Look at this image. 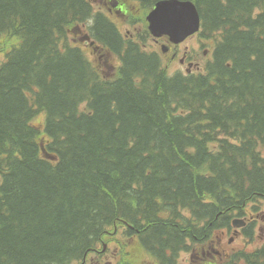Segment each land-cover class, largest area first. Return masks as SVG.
I'll use <instances>...</instances> for the list:
<instances>
[{
    "label": "trees",
    "instance_id": "obj_1",
    "mask_svg": "<svg viewBox=\"0 0 264 264\" xmlns=\"http://www.w3.org/2000/svg\"><path fill=\"white\" fill-rule=\"evenodd\" d=\"M195 2L214 57L170 75L90 0H0V264H80L113 236L175 264L264 202V0ZM89 21L114 78L69 43ZM225 257L264 264V243Z\"/></svg>",
    "mask_w": 264,
    "mask_h": 264
},
{
    "label": "rangeland",
    "instance_id": "obj_2",
    "mask_svg": "<svg viewBox=\"0 0 264 264\" xmlns=\"http://www.w3.org/2000/svg\"><path fill=\"white\" fill-rule=\"evenodd\" d=\"M111 0H91L94 4L96 11H103L108 13L113 20L116 21L120 29L126 35L134 37L138 34L145 33L143 30V23L147 12L141 7L135 6V3L131 1L128 8L124 12H117L116 6L112 5ZM127 12V13H126ZM143 22V23H142ZM88 27L84 25L73 26L70 29L69 43L72 45H80L84 48L88 57L98 66V70L105 78H114L118 72L120 60L119 57L113 54H107L103 49L99 48L95 50L90 47L86 41H82V37L87 33ZM138 38L140 36H137ZM14 41L11 39L5 40V43L12 44ZM145 48L151 47L154 50L162 53V43H167L168 39L164 38L157 43L152 35L147 34V38L144 40ZM177 48V46H176ZM179 55L175 59H171L169 54L163 53V64L167 67L170 74H174L177 71H186V65H182L180 58L183 56H189L187 58L190 61L194 60L200 63V70H202L207 61L212 57L213 42L212 40L204 39L200 35H195L187 39L185 42L178 46ZM3 54L0 52V61ZM32 123L37 126L41 132H44L46 125V115L44 112H37L32 118ZM254 212L252 208H249V213L253 214V217L258 219V230L253 233L251 237L241 236V234H234L232 231L227 235L221 236L219 240L215 237L212 241L214 249H210L209 253L202 257L199 252V247L192 248L188 251H184L177 258L175 264H220L221 259L226 258L223 256V249L231 254H235L238 251L254 250L264 243V202L260 205L255 202ZM119 236V234H117ZM121 239V238H120ZM119 238H111L106 241V249L103 259L98 253L89 255L83 261L82 264H159L155 263V260L147 255L144 251L137 250L132 241ZM219 252H216V251ZM103 260V261H102Z\"/></svg>",
    "mask_w": 264,
    "mask_h": 264
},
{
    "label": "water",
    "instance_id": "obj_3",
    "mask_svg": "<svg viewBox=\"0 0 264 264\" xmlns=\"http://www.w3.org/2000/svg\"><path fill=\"white\" fill-rule=\"evenodd\" d=\"M148 20L154 35L166 33L175 42L195 33L200 26L199 12L191 0H161L149 13Z\"/></svg>",
    "mask_w": 264,
    "mask_h": 264
},
{
    "label": "flooded vegetation",
    "instance_id": "obj_4",
    "mask_svg": "<svg viewBox=\"0 0 264 264\" xmlns=\"http://www.w3.org/2000/svg\"><path fill=\"white\" fill-rule=\"evenodd\" d=\"M177 52H173V57L177 56ZM251 219L253 220V217L251 216Z\"/></svg>",
    "mask_w": 264,
    "mask_h": 264
},
{
    "label": "bare ground",
    "instance_id": "obj_5",
    "mask_svg": "<svg viewBox=\"0 0 264 264\" xmlns=\"http://www.w3.org/2000/svg\"><path fill=\"white\" fill-rule=\"evenodd\" d=\"M249 221H251V218L248 216Z\"/></svg>",
    "mask_w": 264,
    "mask_h": 264
}]
</instances>
